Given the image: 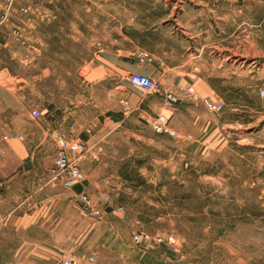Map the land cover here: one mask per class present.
Segmentation results:
<instances>
[{
  "label": "rangeland",
  "instance_id": "rangeland-1",
  "mask_svg": "<svg viewBox=\"0 0 264 264\" xmlns=\"http://www.w3.org/2000/svg\"><path fill=\"white\" fill-rule=\"evenodd\" d=\"M41 1L56 18L40 28L57 33L37 55L32 27L20 28L27 40L15 32ZM5 17L0 264H264V0H0ZM102 50L120 58L99 82L87 65ZM186 71L205 80L166 85ZM133 72L161 89L131 86ZM164 90L179 98L171 109ZM162 113L175 136L147 123ZM60 137L82 143L85 192L109 197L98 217L54 167ZM168 235L174 248L154 240Z\"/></svg>",
  "mask_w": 264,
  "mask_h": 264
},
{
  "label": "built area",
  "instance_id": "built-area-1",
  "mask_svg": "<svg viewBox=\"0 0 264 264\" xmlns=\"http://www.w3.org/2000/svg\"><path fill=\"white\" fill-rule=\"evenodd\" d=\"M138 57L142 59H150V55L148 52L141 50L138 52ZM128 83L132 86H138L147 90L159 91L161 89L160 82L156 79H153L147 75L140 73H130L126 77ZM183 93L185 95H190L195 98V93L192 86H188L183 89ZM261 96H264V89L260 90ZM163 102L165 106L169 109L173 107V105L179 100L178 96L171 91L164 90L162 92ZM204 106L211 111H219L224 107V103L218 99H212L210 97H203L201 99ZM40 113L38 109L33 108L30 110V117L32 119L39 118ZM147 123L151 126L154 132L159 134H166L169 136H175L176 131L171 126L170 114H159L152 119H148ZM59 145L53 156V164L57 169L58 173L65 176L69 183L72 186L80 185L81 191H79V197L84 204V207L88 209L91 215L98 217L102 213V208H100L99 204L107 205L109 202V197L105 194H100L95 202L92 198L85 192L84 185L86 181V177L80 169L78 163L76 162L75 154L79 151L81 147V142H67L63 138L58 139ZM0 191H1V183H0ZM158 235V234H157ZM138 233L134 234V239H138ZM158 243H165L174 248L177 244L172 235L168 236H157L154 239ZM62 264H84L81 260H78L72 255L66 256L62 260Z\"/></svg>",
  "mask_w": 264,
  "mask_h": 264
},
{
  "label": "crops",
  "instance_id": "crops-1",
  "mask_svg": "<svg viewBox=\"0 0 264 264\" xmlns=\"http://www.w3.org/2000/svg\"><path fill=\"white\" fill-rule=\"evenodd\" d=\"M51 1H49V4H46V2H38L37 4H35L32 10H30V13H32V16L30 17H24L19 19V21L21 22V27H18V31L16 30V35L17 36H21L22 40L24 39H30V37L25 38L23 33L21 34L20 28L23 27H32V30L29 31L32 34V38H33V44L28 45V48H31L32 51L34 53H36L37 55H41L44 53L45 49L47 48V42L48 39H50L51 37H53L54 34H56L57 32H49L47 30H43L40 28V25L42 24L43 21L46 22H50L52 21V19L56 18V15L54 13V11H52V6L50 5ZM5 14L8 16V10H6V6L2 5ZM29 10V8H28ZM19 16H22V14H19ZM26 16V15H25ZM7 19V17H5L4 19L0 20V23L4 22V20ZM18 19V17H17ZM60 31H62V28H59ZM57 30V31H59ZM20 31V32H19ZM25 43V42H23ZM132 56H135L134 54H132ZM151 57V56H150ZM119 58H120V54L119 51H114V50H102L99 51V53H96L95 58L92 59V61L87 65L88 69H90V76L92 77V79L96 80V81H103V76L104 74H107L108 72H112L111 68H114L115 64L119 63ZM128 59V58H127ZM151 61V58L148 59ZM154 62V61H153ZM162 63V61H161ZM187 63V61H175L171 64L165 65V67L162 68L163 73H161V75H164V72H166V75L169 73V71H177L179 67L181 66H185ZM151 65V63H149V66ZM151 67V66H150ZM205 80L204 77H198V78H194L193 76H190V73L188 71H186L184 74L179 75L178 73L171 79L170 83L166 84L169 85L170 87H179V86H184L185 84H196V82L198 80L202 81ZM185 83V84H184ZM132 86V85H131ZM126 100L128 101V103H130L131 105L133 104V106L135 105H140L142 102V99H137V98H133L132 96H127L125 97ZM77 192V191H76ZM1 197V196H0ZM1 216V214H0ZM37 247L39 248V245H37ZM37 253V256L39 259V251L35 252ZM15 255L18 256V251H15ZM32 264H36V263H32ZM39 264V263H38Z\"/></svg>",
  "mask_w": 264,
  "mask_h": 264
},
{
  "label": "trees",
  "instance_id": "trees-1",
  "mask_svg": "<svg viewBox=\"0 0 264 264\" xmlns=\"http://www.w3.org/2000/svg\"><path fill=\"white\" fill-rule=\"evenodd\" d=\"M73 189H74L75 191H79V190H80V185H75V186L73 187Z\"/></svg>",
  "mask_w": 264,
  "mask_h": 264
}]
</instances>
